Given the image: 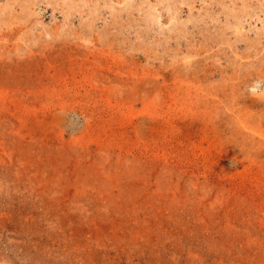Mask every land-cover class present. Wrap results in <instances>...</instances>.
I'll return each instance as SVG.
<instances>
[{"label":"rangeland","instance_id":"rangeland-1","mask_svg":"<svg viewBox=\"0 0 264 264\" xmlns=\"http://www.w3.org/2000/svg\"><path fill=\"white\" fill-rule=\"evenodd\" d=\"M0 264H264V0H0Z\"/></svg>","mask_w":264,"mask_h":264}]
</instances>
